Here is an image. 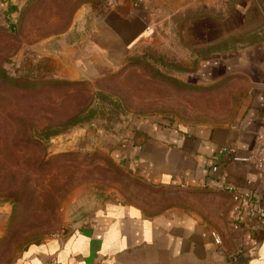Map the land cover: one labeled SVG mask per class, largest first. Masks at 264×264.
Wrapping results in <instances>:
<instances>
[{"label": "rangeland", "instance_id": "rangeland-1", "mask_svg": "<svg viewBox=\"0 0 264 264\" xmlns=\"http://www.w3.org/2000/svg\"><path fill=\"white\" fill-rule=\"evenodd\" d=\"M257 1L242 32L223 41L197 46L178 16L155 32L142 26L122 53L100 50L92 35L112 0H0V207L10 211L3 244L17 252L61 235L73 217L109 203L147 216L208 208L212 200L200 191L153 184L114 151L138 121L194 127L236 115L245 89L232 79L254 85L252 77L242 69L209 76L207 67L264 48V0ZM44 129L63 132L37 140Z\"/></svg>", "mask_w": 264, "mask_h": 264}, {"label": "crops", "instance_id": "crops-1", "mask_svg": "<svg viewBox=\"0 0 264 264\" xmlns=\"http://www.w3.org/2000/svg\"><path fill=\"white\" fill-rule=\"evenodd\" d=\"M256 1L112 0L92 35L100 50L110 45L124 53L142 37V26L155 32L162 19L179 16L188 19L181 25L188 40L212 45L242 32L241 19L257 11ZM249 53L263 56L264 48L254 45L241 55ZM219 61L208 71L226 62ZM237 79L232 80L245 89L242 107L226 123L186 127L138 121L114 151L125 169L153 184L200 191L212 200L208 208L147 216L130 203H109L63 234L14 252L3 244L10 211L0 207V264H46L51 257L58 264H264V231L245 222V204L236 214L229 195L218 189L232 185L253 195L256 208L264 206V177L259 178L250 163L234 160L248 155L262 129L264 85ZM212 232L220 236V244L214 243Z\"/></svg>", "mask_w": 264, "mask_h": 264}, {"label": "built area", "instance_id": "built-area-1", "mask_svg": "<svg viewBox=\"0 0 264 264\" xmlns=\"http://www.w3.org/2000/svg\"><path fill=\"white\" fill-rule=\"evenodd\" d=\"M262 129L255 139L254 145L251 151L246 157H235L234 160L238 162H247L255 169L259 178L264 177V101L261 107ZM212 173L217 171V166L211 167ZM220 191L226 192L232 202L233 211L239 214L241 206L246 205L245 222L253 224L264 231V206L262 208H256L253 202V195H246L238 191L234 186H219ZM214 243L220 244V236L212 232L211 234ZM233 261H236L233 258ZM46 264H58L55 257H51Z\"/></svg>", "mask_w": 264, "mask_h": 264}, {"label": "water", "instance_id": "water-1", "mask_svg": "<svg viewBox=\"0 0 264 264\" xmlns=\"http://www.w3.org/2000/svg\"><path fill=\"white\" fill-rule=\"evenodd\" d=\"M238 69H242L241 71H244L247 75L252 77L254 84L264 85V55L255 56L253 53L241 55L239 59L229 63L218 64L208 75L217 77ZM219 71L221 73H219ZM88 214V212H81L73 217L69 223L75 224L84 219Z\"/></svg>", "mask_w": 264, "mask_h": 264}, {"label": "trees", "instance_id": "trees-1", "mask_svg": "<svg viewBox=\"0 0 264 264\" xmlns=\"http://www.w3.org/2000/svg\"><path fill=\"white\" fill-rule=\"evenodd\" d=\"M12 13H13L12 10L6 11V16L9 17L10 14H12ZM8 27L14 28V24L13 23H10V25ZM7 82L10 83V85H13L14 87L15 86H21L19 84V81L15 80V79L9 78V79H7ZM62 132L63 131H61V130H58V131H49L48 129H44V130L37 131L36 137H37V140H39V141H45V140H49L50 137L55 136L57 134H60Z\"/></svg>", "mask_w": 264, "mask_h": 264}]
</instances>
